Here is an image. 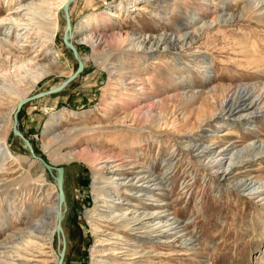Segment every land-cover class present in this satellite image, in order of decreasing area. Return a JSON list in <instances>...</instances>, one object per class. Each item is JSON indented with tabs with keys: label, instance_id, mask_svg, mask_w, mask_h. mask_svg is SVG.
Masks as SVG:
<instances>
[{
	"label": "rangeland",
	"instance_id": "rangeland-1",
	"mask_svg": "<svg viewBox=\"0 0 264 264\" xmlns=\"http://www.w3.org/2000/svg\"><path fill=\"white\" fill-rule=\"evenodd\" d=\"M58 1L0 0V100L8 104L5 112L10 110L13 90L25 98L34 96L58 87L78 68L72 51L63 42L64 11L61 18L53 14ZM122 1L123 5L131 3L146 11L127 9L115 23L107 21L104 14L95 20V15L107 9L116 11L114 7ZM263 6L264 3L260 8ZM18 8L19 13L14 14ZM70 16L73 34L81 30L88 18L91 23L87 34L94 31L119 36V42L110 50L111 58L120 60L127 82L132 80V74L136 76L135 89L122 86L116 103L110 106V94L114 91L109 75L111 58L95 52L91 45L78 46L84 71L63 92L26 104L19 115V129L33 144L37 155L65 168L64 264H93L96 238L89 219L96 207L95 169L84 158L69 152L110 151L119 156L122 164H127V157L133 155L138 164L153 162L154 172L162 175V160L169 157L176 140L180 143L184 138L156 133L149 128L146 114L155 111L163 101L174 100L179 93L188 96L193 91L201 95L212 87L214 83L204 79L196 66L203 57L212 63L211 76L218 83H260L264 77V9L247 7V0H77L70 5ZM232 17L236 21L231 22ZM181 29L188 35L199 31V36L193 43L180 46L175 55L157 52L146 56L126 47L134 34L179 35ZM75 35L78 38L82 33ZM48 63L56 66L54 74L37 81L42 66ZM28 81L33 83L32 87H26ZM176 83H180L177 89ZM182 111L177 113L178 118L192 127L198 120V111ZM14 113L6 124L8 145L20 161L13 160L0 171V248L7 238L22 237L31 213L43 212L44 191L57 193L58 173L46 171L32 158L25 143L14 136ZM58 117L57 127L49 131L50 137H45L46 125ZM241 120L244 121L235 125L209 129L216 132H206L208 140L203 137L204 141L213 149L232 144L241 149L247 142L264 141L261 114L250 123L245 122L249 117ZM182 126L178 124V128ZM74 128L77 131L53 142L55 135ZM220 134L227 136L220 138ZM185 154L175 156L177 166L166 179L164 195L158 198L168 202L171 211L189 224V231L198 240L197 252L180 248L177 251H182V255L151 257L146 264H264V192L257 197L229 185L236 179L264 182V155L249 158L224 181ZM124 198L131 200L127 194ZM52 244L43 249V255L29 250L27 264H41L42 260L58 264L62 245L57 233ZM171 250L174 249L162 246L156 253Z\"/></svg>",
	"mask_w": 264,
	"mask_h": 264
},
{
	"label": "bare ground",
	"instance_id": "bare-ground-1",
	"mask_svg": "<svg viewBox=\"0 0 264 264\" xmlns=\"http://www.w3.org/2000/svg\"><path fill=\"white\" fill-rule=\"evenodd\" d=\"M147 1L151 2L152 0ZM67 3L72 4L70 0L58 1L53 13L54 16L61 18L64 11L63 7ZM263 3L264 0H247V7L263 11L264 6L260 8ZM123 4L122 1L116 5L114 7L116 11L109 12L107 9L104 13L95 15V20L98 21L104 14L107 21L115 23L117 19L124 15V11H127V9L132 12L146 11L143 8L136 7V5H130L131 3ZM19 11L18 8L13 13H19ZM89 21L86 18L84 21L86 23L81 27V30L75 32L82 33V36L77 38L75 33L72 32L69 35L70 41L78 51V46L91 45L95 52H99L101 55L106 54V57L110 59L113 57L110 50L119 42V36L116 34L108 36L94 31L90 32L89 35L86 32L91 23ZM230 21L234 22L236 19L232 17ZM8 23H10L9 25H15L14 22ZM198 36L199 31L195 35H188L185 29H181L179 35L175 33H163L155 36L134 34L127 41L126 47L128 50L141 52L146 56L154 55L157 52H160L163 56L166 54L175 55V51L180 46L193 43ZM79 57L81 59L80 52ZM201 59L196 62L200 74L204 75V79L212 84L214 83V85L201 95H196L193 91L188 96L185 93H179L174 100H165L155 111L146 114L147 122L150 123L149 128L156 130V133L175 134L177 138L179 136L184 138L180 143L179 140H176L177 143L174 144L169 157L162 160L161 165L164 171L162 175L157 176L154 172L155 164L153 162L138 164L136 157L133 155L127 157V164H122L119 162L121 160L119 156L112 154L110 151L106 154L99 151L92 152L88 149L69 152L70 155H79L84 158L95 169L93 193L96 207L89 219L93 227V235L96 238L92 256L94 259L93 264H146L149 263L151 257L166 258L182 255L180 254L182 251H177L180 248H190L197 252L198 240L189 231V224L182 220L177 212L171 211L168 202L158 198V196L164 195L163 190L167 182L166 179L173 174L171 170L176 165L177 157L175 156H178V153H186L191 159L196 160L198 164L209 171L211 175H218L219 178H224V181L230 179L234 170L242 167L241 165L249 158L255 159L264 155V141L262 140L247 142L241 149L236 147L235 144L229 147L221 145L216 147L217 149H213L209 142L203 139L205 137V140H208L205 135L206 132H216L209 129L235 125L244 121L241 120L243 118L249 117V120L245 122L250 123L249 121L260 117L261 114V118L264 120V77L257 84H221L216 80L214 81L213 76H211L212 63L208 61L207 57ZM111 60L112 65L109 68V75L112 84H114V91L110 94L109 104L113 106L122 86L135 89L136 76L132 74V80L127 82V75L125 76L123 73L124 70L120 60L114 58H111ZM54 66L52 63L42 66V72L37 81H43L44 78L51 77L55 71L56 66ZM179 84H175L176 89ZM32 85L33 83L28 81L26 87H32ZM11 94L13 97H10V110L5 112V107L8 104L6 103V105L0 100V171L5 170L4 166L13 160L20 161L10 152L8 145L9 129L6 128V124L11 121L18 103L25 98V95L18 90H13ZM185 109L198 111V120L192 127L178 118L177 113ZM62 116L63 114H60V118ZM60 118L48 122L44 130L45 137H50L49 131L57 127ZM178 124L183 126L178 128ZM73 131H77V129L74 128L55 135L53 142L56 143ZM200 134L202 136L198 137ZM225 136L227 135L220 134L218 137ZM232 167L234 168L231 169ZM230 169L231 171H229ZM235 181L229 183V185H233L241 192H250L252 196L257 197H260L264 192V182L250 179H236ZM229 185L224 184L223 186ZM42 187L43 185L40 188ZM126 194L131 200L124 198ZM57 199L56 191L51 194H47L46 191L43 192L41 199L45 203L43 212L39 215L37 212H33L29 218L27 217L29 225L22 232V237L17 238L18 236H14L15 240L7 238L5 243L2 244L0 249H5V251L0 252V264H27L30 261L27 255H30L31 252L36 253L35 251H37L40 255H43V249L53 245L57 225ZM145 201H154L155 203L145 204ZM148 205H156L160 208L153 209ZM154 243H157V245L153 246ZM162 246L174 250H171L170 253H156L157 249ZM29 250L31 252H28ZM40 263L46 264L47 262L42 260Z\"/></svg>",
	"mask_w": 264,
	"mask_h": 264
},
{
	"label": "water",
	"instance_id": "water-1",
	"mask_svg": "<svg viewBox=\"0 0 264 264\" xmlns=\"http://www.w3.org/2000/svg\"><path fill=\"white\" fill-rule=\"evenodd\" d=\"M76 0H70V2H74ZM70 4L67 3L64 7V14H65V18H66V28L64 31V35H63V42L64 45L70 49L75 57V59L78 62V68L76 70V72L69 77L66 81H64L61 85H59L58 87H55L53 89H50L48 91L42 92V93H38L34 96L31 97H27L26 99H23L19 102L14 116H13V134L14 136L20 138L26 145L29 153L31 154L32 158L34 160H36L37 162H39L43 168L50 172V173H54L57 172L58 173V178H57V194H58V199H57V208H58V212H57V225H56V233H57V238L59 240V244L62 245V249L59 251V260H58V264H64L65 261V256H66V251H67V241H66V236H65V231L63 229V221H64V207L66 204V193H65V168L62 166H54L52 165L49 161H47L45 158L39 156L36 154L35 149L33 147V144L30 142L29 139H27L25 137V135L21 132V130L19 129V115L22 111V109L24 108V106L34 100H38L50 95H54V94H58L63 92L67 86L73 82L85 69V65L83 64L82 60L79 57V51L78 49L75 47V45L70 41V36L71 33L73 32V26H72V20H71V16H70Z\"/></svg>",
	"mask_w": 264,
	"mask_h": 264
}]
</instances>
